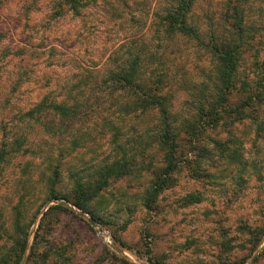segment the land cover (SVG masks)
I'll use <instances>...</instances> for the list:
<instances>
[{
    "label": "rangeland",
    "instance_id": "obj_1",
    "mask_svg": "<svg viewBox=\"0 0 264 264\" xmlns=\"http://www.w3.org/2000/svg\"><path fill=\"white\" fill-rule=\"evenodd\" d=\"M129 1L118 3L121 15L104 0L59 15L65 0H0V253L14 260L27 231L21 264H264V129L251 119L207 130L203 151L192 153L198 174L184 166L149 207L150 171L111 179L91 212L72 202L76 177L118 158L119 143L138 146L157 124L156 110L129 108L132 93L109 94L111 70L141 55L147 77L164 78L178 117L195 110L191 102L215 78L211 52L165 29V0ZM234 6L252 28L236 84L260 92L263 120L264 0H196L188 21L206 42L230 38ZM31 50L47 53L28 64L20 54ZM86 70L82 104L71 115L50 108L28 115L45 96L60 99L66 90L57 83ZM237 89L232 104L248 94ZM53 189L58 198H50ZM191 193L198 199L188 203Z\"/></svg>",
    "mask_w": 264,
    "mask_h": 264
},
{
    "label": "trees",
    "instance_id": "obj_2",
    "mask_svg": "<svg viewBox=\"0 0 264 264\" xmlns=\"http://www.w3.org/2000/svg\"><path fill=\"white\" fill-rule=\"evenodd\" d=\"M99 1L101 0H65L62 5L64 10L61 9L56 13L62 15L69 10L79 13L81 7L91 3L96 4ZM104 1L110 4L113 13L120 15L122 12L118 10V3L131 7L129 0ZM195 1L165 0L160 18L167 32L181 34L195 40L213 54L216 60V74L212 87L209 88V85L204 84L201 95L191 102L195 110L191 108L192 111L189 112V115L178 117L170 109V92L163 85L164 78L161 75L157 78L147 77L143 70L144 58L141 55L131 56L123 66L111 70L106 79L109 94L114 96L117 92L128 91L132 93L133 103L129 105V108L139 110L141 113L156 110L157 124L141 136V143L138 146L129 147L119 143L117 145L120 150L118 158L102 164L100 168L93 171L94 174L91 176L85 178L80 175L74 179L72 202L78 208L91 212L90 202L108 186L111 179L130 177L137 173L150 171L154 178L147 195V199H149L146 204L149 207L164 189L170 187L174 181V175L178 174L184 166V170H187L191 176L198 174V168L195 169L193 164L192 153L196 149L202 150L201 139L207 130L248 119L258 123V129H264V119L258 118L260 114L258 113V115L255 109L256 99L260 98V92L255 94L250 90L248 91L245 86L238 88L236 84L242 54L246 50L247 44L252 40V37H249L252 28L246 24L243 9L234 6L232 10V20L228 24L232 35L230 38L221 39L214 36L212 40L206 42L202 38L199 28L188 21L189 13ZM135 2H138L137 5L141 4V0H135ZM65 5L66 8H64ZM28 50L30 49L28 48ZM45 53L47 52L43 50H31V53L20 55L25 59V63L29 64L32 58H38L39 55ZM27 66L25 65V68ZM23 70L24 68L21 71ZM86 72L87 70L76 81L69 80L63 84L57 83V86L61 85V89L66 90L62 91L60 99L57 100V95L54 96L55 98L47 95L27 112L28 115L32 116V113L43 112L48 108L59 112L60 115H71L82 104L79 95L83 93L82 88H85L87 81H89V78L85 76ZM18 81H20L19 77ZM58 81L60 83V80ZM236 89L242 91L244 95L247 90L248 94L244 99L232 104L231 95ZM182 143L189 144V146L185 148ZM150 150L160 152V162H154L155 157ZM231 156L236 157L237 154L231 152ZM196 166L198 167V165ZM54 173L55 178H57L58 171ZM51 191L50 198H58L56 190ZM65 198L68 199L69 196H65ZM196 199H198L197 195L191 193L187 202L191 203ZM93 217L96 218L94 215ZM17 229L22 232L20 223L17 224ZM35 245L36 241L33 243V249L30 252V257L34 259H36L34 257L36 255V251L34 252ZM27 248L28 232L26 231L24 236L17 240L14 260H11V251H8V254L0 253V264H21ZM157 261L163 264L160 260Z\"/></svg>",
    "mask_w": 264,
    "mask_h": 264
}]
</instances>
